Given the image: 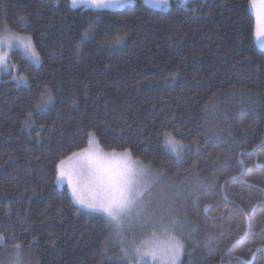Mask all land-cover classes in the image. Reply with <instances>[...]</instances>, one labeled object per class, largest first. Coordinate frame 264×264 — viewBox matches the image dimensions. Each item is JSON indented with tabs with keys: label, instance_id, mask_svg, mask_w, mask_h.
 Listing matches in <instances>:
<instances>
[{
	"label": "trees",
	"instance_id": "trees-1",
	"mask_svg": "<svg viewBox=\"0 0 264 264\" xmlns=\"http://www.w3.org/2000/svg\"><path fill=\"white\" fill-rule=\"evenodd\" d=\"M5 27L31 34L42 63L13 51L28 83L0 81V255L19 244L36 264H123L107 222L55 180V164L95 131L106 151L128 148L171 183L181 264H264V47L249 0H171L166 11L0 0ZM167 135L183 143L178 159Z\"/></svg>",
	"mask_w": 264,
	"mask_h": 264
},
{
	"label": "snow or ice",
	"instance_id": "snow-or-ice-1",
	"mask_svg": "<svg viewBox=\"0 0 264 264\" xmlns=\"http://www.w3.org/2000/svg\"><path fill=\"white\" fill-rule=\"evenodd\" d=\"M131 2L132 0H70V6L118 9ZM148 2L149 0H145V3ZM152 2L156 7H159L161 2L167 5V0H152ZM180 3L186 6L188 0H180ZM249 5L256 20L255 36L260 41V46L264 47V0H249ZM20 21L21 26L27 30V18L21 16ZM97 21H99L98 16L90 21L89 28L83 34L85 38L95 35L94 25ZM126 36L127 34L117 36L108 47L122 44ZM14 48L21 49L22 58H27L31 65L37 67L42 63V56L31 34L13 32L7 27L0 32V70L8 71L10 74L15 73L13 80L19 85L27 83L28 77L19 74L16 64L9 63L10 53L16 55L12 52ZM53 100L54 97L49 90L46 95L41 94L35 109L42 111ZM32 115L30 111L28 117L31 118ZM29 126L26 120L25 127ZM43 127L44 125H41V128ZM85 137L84 146L70 150V155L61 158L55 164L56 183L66 182L69 194L75 203L87 209L90 214H99L107 219L114 238L121 245L125 264H149V262L181 264V257L185 251V243L182 239L185 236V227L178 217L168 220L167 223L162 215L157 217L154 214L148 217L141 227L151 226L153 229L151 238L144 239L140 243H136L135 239L129 241L124 232L125 221L130 219L141 205L142 184L147 175L141 162L132 158L128 148L123 151L115 149L106 151L95 131L87 132ZM166 143L171 151L179 156L178 149L183 147L182 141L168 135ZM157 228L159 232L156 231ZM5 241V236L0 234V246H3ZM20 253L21 246L16 244L15 256L10 260L0 259V264H25Z\"/></svg>",
	"mask_w": 264,
	"mask_h": 264
},
{
	"label": "rangeland",
	"instance_id": "rangeland-1",
	"mask_svg": "<svg viewBox=\"0 0 264 264\" xmlns=\"http://www.w3.org/2000/svg\"><path fill=\"white\" fill-rule=\"evenodd\" d=\"M175 1H177L180 5H182L180 3V0H175ZM189 1H191V0H188V2ZM69 2H70V0H69ZM135 2H136V0H132L131 3L126 4L124 7H126L128 5H131V4H134ZM142 2L146 6H148L149 8L156 9V10H164V11H166V10H168L171 7V0H167V5H164L161 2L159 7L154 6L152 0H149L148 3H145V0H142ZM79 7L85 8L82 5L77 6V7H72V8H79ZM123 8H118V9L85 8V9L121 10ZM249 10H250L251 14L254 17V14L252 12V9H251L250 5H249ZM254 20H255V17H254ZM255 25H256V20H255ZM4 30L5 29H2V30H0V32H2ZM255 41H256L257 47L263 48V47L260 46V41L257 40L256 36H255ZM16 50L21 52V49H19V48H14L12 50V52L16 51ZM9 63H13L12 58H11V53H10ZM14 74L15 73H11L10 74L8 71L0 70V81H2L4 78H8L9 80H12V81L16 82L15 80H13V75ZM27 83H28V81H27ZM27 83H20L19 85L26 86ZM167 136H165V144L167 146V149L175 158L178 159L179 156H177L176 153L172 152L170 147L166 143ZM182 148L178 149L179 153L181 152ZM134 160H136V159H134ZM141 164L143 165L144 169L147 172V175L144 177V182L142 184L143 196L141 198V205L137 209V211L133 213V216L130 219L126 220L125 224H124V232L127 235L129 241H131L132 239H135L136 243H140V241H142L144 239L151 238V232L153 231L151 226H149L147 228H142L141 227V225L144 223V221L148 217H150V216H152L154 214L157 217L162 215V216L165 217V223H167L168 220L175 218V216L174 217L172 216L171 211H169V209H167V206H166V204H167V202H166L167 201V195L169 194V192L171 190V186H172L171 183L169 182V180L167 178H165L163 176V174L153 171L149 166L143 164L142 162H141ZM57 186L59 188L65 187L68 190L66 182L63 183V184H57ZM68 192H69V190H68ZM75 204L83 212L89 213V211L87 209L82 208L77 203H75ZM94 215H98V216L102 217L107 222V224L109 225V223H108V221H107V219L105 217H103V216H101L99 214H94ZM109 228H110V232H111V241H110L109 247H112V248L116 247V251H115V254H114L116 256H114V258L117 261H120L123 264H125V262L123 261V252L121 250V245L114 238L112 228L110 226H109ZM156 231L159 232L160 231L159 228H157ZM20 254H21V257L23 258L25 264H36V262L34 261L32 256L30 255V253L28 251H25L22 247H21V253ZM14 256H15V246L10 247V248H6L4 250V252L0 255V259L10 260ZM181 259H182V257H181ZM149 264H151V262H149Z\"/></svg>",
	"mask_w": 264,
	"mask_h": 264
}]
</instances>
